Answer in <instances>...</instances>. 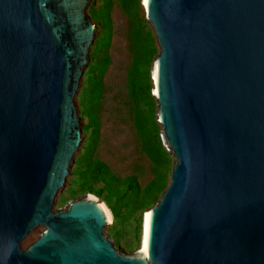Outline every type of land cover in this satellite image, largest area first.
<instances>
[{
	"label": "water",
	"instance_id": "obj_1",
	"mask_svg": "<svg viewBox=\"0 0 264 264\" xmlns=\"http://www.w3.org/2000/svg\"><path fill=\"white\" fill-rule=\"evenodd\" d=\"M90 2L0 0V264H264V0H144L175 161L133 254L95 195L53 208L83 140Z\"/></svg>",
	"mask_w": 264,
	"mask_h": 264
},
{
	"label": "rangeland",
	"instance_id": "obj_2",
	"mask_svg": "<svg viewBox=\"0 0 264 264\" xmlns=\"http://www.w3.org/2000/svg\"><path fill=\"white\" fill-rule=\"evenodd\" d=\"M87 13L96 31L75 96L83 140L53 208L66 209L69 201L95 195L112 214L105 234L116 248L133 254L140 250L144 216L153 204L136 200L126 185L109 190L88 176L82 159L91 154L121 178L135 174L141 188L163 174L161 190L166 189L175 157L157 122L152 63L159 45L143 0H91Z\"/></svg>",
	"mask_w": 264,
	"mask_h": 264
},
{
	"label": "trees",
	"instance_id": "obj_3",
	"mask_svg": "<svg viewBox=\"0 0 264 264\" xmlns=\"http://www.w3.org/2000/svg\"><path fill=\"white\" fill-rule=\"evenodd\" d=\"M126 4L129 6L131 2L128 1ZM137 123L140 128H143V123L139 114L137 116ZM82 161L88 176L94 180L104 181L107 188L111 191H115L121 185H126L133 191L136 200L140 199L141 202L150 204H155L160 198L159 195L163 192L161 190V185L164 180L163 174L156 175L141 188L135 174L121 178L114 174L105 162L100 159H94L91 154H87Z\"/></svg>",
	"mask_w": 264,
	"mask_h": 264
},
{
	"label": "bare ground",
	"instance_id": "obj_4",
	"mask_svg": "<svg viewBox=\"0 0 264 264\" xmlns=\"http://www.w3.org/2000/svg\"><path fill=\"white\" fill-rule=\"evenodd\" d=\"M143 3H144V0H143ZM154 77H155V73H154ZM92 195V194H91ZM105 206V205H104ZM106 207V206H105ZM107 211H108V214L110 216V219H112V214L110 212V210L106 207ZM148 212V211H147ZM147 212L145 213V216H144V227H143V230H144V233H143V237H142V244H141V247H140V250L144 248V239H145V231H146V220H147Z\"/></svg>",
	"mask_w": 264,
	"mask_h": 264
}]
</instances>
